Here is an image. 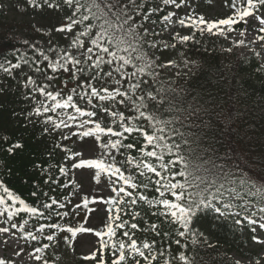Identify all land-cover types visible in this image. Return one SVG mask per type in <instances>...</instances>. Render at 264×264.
Returning <instances> with one entry per match:
<instances>
[{
  "label": "snow or ice",
  "instance_id": "6c2138e0",
  "mask_svg": "<svg viewBox=\"0 0 264 264\" xmlns=\"http://www.w3.org/2000/svg\"><path fill=\"white\" fill-rule=\"evenodd\" d=\"M26 3L32 8L46 6L65 12L66 23L55 31L64 34L65 39L70 37L66 46L53 44L51 39L46 46L24 39L11 48L15 62L0 57V72L9 77L22 66L35 74L27 75L26 79L21 74L20 83L27 90L23 99L35 105L23 115L27 121L43 125L44 135L59 137L55 148L59 149L62 162L52 168L40 163L35 167L46 174L45 184L63 189L74 184V180L60 183V178L67 177L70 171L80 170L81 176H91L94 170L100 195L86 193L82 186L78 192H68L61 199L44 192L46 200L38 208L29 206L0 180V232L18 229L25 241H47L35 247L37 255L25 264H50L39 253L52 246L59 247L58 233L64 234V243H68L78 233L93 232L100 238L99 251L83 259L95 260L96 264H106L102 254L105 251L111 253L110 264H208L203 258L197 260L194 254L197 246L214 247L209 236L194 227L202 219L216 223L231 220L234 226L250 230L253 242L264 245V170H255L256 161L245 154L250 150L237 153L235 141L230 140L228 133L236 131L232 125L240 117L224 107L233 99H247L246 89L238 81L236 97L225 100L207 83H201L200 74L207 70L206 54L211 51L215 56L216 49L198 48L209 38L223 37L227 43L232 26L240 22L246 26L259 22V31L264 33V0H230L229 7L234 12L218 20L197 14L196 0H159V3L26 0ZM169 6L162 20L168 35L176 42L164 43L162 47L165 50L182 47L180 62L173 59L161 62L156 55L161 44L149 39L157 33L145 27L151 15ZM155 24L153 20L152 25ZM260 39L264 42V36ZM232 52V47L220 49L221 54ZM256 56L264 59L260 52ZM62 75L68 79L58 87L55 81ZM40 79L42 83L38 82ZM69 83L73 85L71 88ZM193 84L195 87L190 86ZM33 117L43 119L33 121ZM220 135L231 143L230 151L234 156L240 155V160L220 159L221 154L227 155L216 143ZM68 141L75 147L62 143ZM23 147L16 141L5 150L14 155L15 150ZM93 154L94 158H86ZM51 155L48 154L49 158ZM233 163L237 164L235 170L231 168ZM57 167L59 174L53 178L52 169ZM31 196L37 197L38 193L34 191ZM69 197H75L77 202L73 203ZM104 204L108 205L106 219L99 229L86 227L74 219L86 210L87 222L93 213L104 212ZM137 206L160 221L158 225L145 220L148 226L142 231H151L161 241L170 242L169 249L171 243L180 245L181 238L190 241L193 253L181 252L177 258L170 256L155 238L151 241L134 238L135 232L141 230L140 225L124 217L130 216L132 220L140 217ZM23 214L47 222L36 226L23 219ZM164 226H170L169 230L164 231ZM173 230L177 237L174 240ZM182 247L187 249V243ZM25 250L21 248L17 256ZM0 264L14 262L0 259ZM235 264H242V258H237ZM246 264H262V260H249Z\"/></svg>",
  "mask_w": 264,
  "mask_h": 264
},
{
  "label": "trees",
  "instance_id": "16d2710c",
  "mask_svg": "<svg viewBox=\"0 0 264 264\" xmlns=\"http://www.w3.org/2000/svg\"><path fill=\"white\" fill-rule=\"evenodd\" d=\"M8 1L16 14L23 13L29 16L28 18L38 20V22L35 23L25 20L21 23H16L14 20L7 21L0 19V45H2L0 46V57L12 58L13 62H15L14 57H12L11 48L14 45L19 46L17 42L24 39L40 42L41 44L44 42L46 45L49 39H51L53 44H59L60 46H66L68 44L70 37L69 39H65L54 30L58 25L64 22L66 23L64 19L65 12L51 10L46 6L44 8H31L26 3V0ZM17 5H19L18 8ZM163 15H165L164 9L151 16L153 17L151 21H156L155 25L158 27V30L163 29ZM36 28H39L41 31L37 32ZM17 33L21 35L24 33V35L15 36ZM197 39H199V35H197ZM213 47L216 49V54L213 56L211 51L206 54L207 70L200 74V82L207 83L214 93L225 100L229 96L236 97V85L238 81L244 84L247 99L236 98L230 104L224 105L229 113L240 117L232 125L236 131L229 132L228 136L231 141H235L237 153H240L242 149L250 150L245 154H250L256 161L257 166L255 170L257 172L262 171L264 170V71H257L261 67L258 65L254 56L243 59L239 54L238 48H236V53L230 54V57L224 60L223 57L229 54L220 53L219 42L215 38L204 40L198 46L200 50L204 48L212 49ZM156 55L160 57L161 62L168 59L180 62L181 59L179 53L177 54L176 52L158 51ZM227 66H230V70ZM22 73L25 79L27 75L35 76L26 66H22L21 69L16 70L12 77L0 72V89H3L0 92V180H3L29 206L39 208L46 200V197L43 195L44 192H47L49 196H55L61 199L65 196L67 190H64L58 185L45 184L44 179L46 178V174L35 167L37 163L46 165L49 168H52L54 164L57 166L60 164V152L59 149L55 148V142L59 137L55 134L44 135L42 131L43 125L32 123L25 119L23 114L31 111L35 105L31 101H25L23 99L27 90L20 83ZM241 77L244 78L243 81H241ZM67 79V75H62L55 81V84L58 87H62V81ZM38 82L42 83L43 80L40 79ZM190 86L195 87V84ZM37 99H39L38 95ZM81 106L83 107L84 105L82 104ZM42 119L43 117L32 118L33 121ZM107 123H110V119ZM5 137H7L6 141ZM16 141L21 142L24 147L15 150L14 155H9L5 149ZM62 143L71 147V142ZM216 143L218 146H222V153H227V155L221 154L220 159L222 161L228 160L229 157H232L233 160L241 159L240 155H233V152L230 151L232 145L230 142L225 141L223 135L217 137ZM49 153L52 154L50 158L48 156ZM236 167V163L231 165L232 170H235ZM52 171L53 178H55L59 174L58 167L52 169ZM64 180L71 179L68 176L61 177L60 183H65L63 182ZM34 191L38 193L37 197L31 196V193ZM144 207L146 208V206ZM136 210L141 211V216L137 217L136 220H132L130 216L124 217L130 223L137 222L140 225L141 230L135 232L134 238H137L138 241L145 239L151 241L155 238L158 244L168 249L170 256H177V258L181 252H184L185 255L193 253V246L190 241L186 242L181 238L180 245L171 243V248L169 249L168 244L170 242L161 241L160 237H155V233L151 231L147 233L142 231V229L148 226L145 224V220H148L149 223H157L158 225L160 221L151 217L150 211L145 212L141 206H137ZM23 219L30 220L36 226L39 223L47 222L40 218L29 217L27 214H23ZM169 227L164 226L163 230L168 231ZM194 227H197L200 231L208 235L209 243L214 246L211 249L197 246L194 253L197 260L203 258V261H207L208 264H235L230 256V251L235 247L236 243L242 242L239 226H234L231 220L216 223L210 219H202L199 223L194 224ZM129 231L132 230L129 229ZM57 235L60 236V233ZM172 236L173 240L177 238L174 230ZM28 242L35 250V247H40L42 243H46L47 241ZM185 243H187V249L182 247ZM53 248L54 246L39 254L55 261V258L59 255L52 251ZM103 255L106 264H110L111 253L105 251ZM178 264H182V262H178Z\"/></svg>",
  "mask_w": 264,
  "mask_h": 264
},
{
  "label": "rangeland",
  "instance_id": "374dc122",
  "mask_svg": "<svg viewBox=\"0 0 264 264\" xmlns=\"http://www.w3.org/2000/svg\"><path fill=\"white\" fill-rule=\"evenodd\" d=\"M197 5L199 6V9L196 11V13L203 14L206 19L210 20L227 18L234 12L227 7L225 0H208V2H205L204 0H196L195 7ZM180 14H183V12H180ZM4 15L8 16L10 19H13L16 23H21L25 20L35 23L37 22L32 20V18H28L29 16H26L23 13L16 14L12 8L6 10ZM259 27V22H252L249 26L244 24L240 28H237L236 25H233L227 42H234L235 44L241 45L240 53L243 57H247L252 53L256 54L257 52H260L262 55H264V42H262L260 39L262 36H264V33L259 31ZM241 32H243L244 35H240ZM181 34L183 35V32H181ZM19 35L21 34H17V36ZM159 37H162V39L165 41L171 38L167 31L160 34ZM239 41H243L244 43L240 44ZM224 43L226 44V42ZM222 48L226 47L223 46ZM259 61L264 66V59L259 57ZM94 155L95 154L89 155L86 158H94ZM94 176V170L92 171L91 176H81L80 170H74L73 178L76 188L73 193L78 192L80 186H82L84 187L86 193L100 195V193L97 191ZM103 195L107 197V193H103ZM258 195L259 194H257V197ZM71 199L73 200V203L77 202L75 197H72ZM92 206L93 205L90 204V207ZM102 207L104 208V212L93 213L87 222L84 221V216L87 214L86 210L83 213L81 212L80 223L85 224L86 227L99 229L106 217L107 204L102 205ZM3 226L6 227L5 225ZM74 247L76 253L89 256L93 251L99 248V237H96L94 232L78 233ZM21 248H23L22 243L12 230H10V233L0 232V258L11 259L16 264H25L27 261L34 260V256L28 251H24L21 256H17V252H20ZM230 255L232 256L234 262L237 258H242V264H246V262L249 260L261 259L262 264H264V245L255 243L252 240H250L247 245L245 243H237V248L232 249Z\"/></svg>",
  "mask_w": 264,
  "mask_h": 264
}]
</instances>
